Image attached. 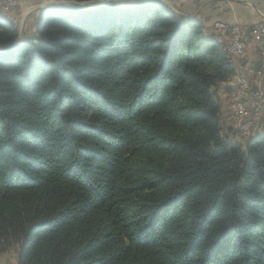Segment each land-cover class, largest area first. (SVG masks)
Returning <instances> with one entry per match:
<instances>
[{
	"label": "trees",
	"instance_id": "trees-1",
	"mask_svg": "<svg viewBox=\"0 0 264 264\" xmlns=\"http://www.w3.org/2000/svg\"><path fill=\"white\" fill-rule=\"evenodd\" d=\"M222 46L148 1L50 8L0 50V257L264 264V127L222 133Z\"/></svg>",
	"mask_w": 264,
	"mask_h": 264
},
{
	"label": "rangeland",
	"instance_id": "rangeland-1",
	"mask_svg": "<svg viewBox=\"0 0 264 264\" xmlns=\"http://www.w3.org/2000/svg\"><path fill=\"white\" fill-rule=\"evenodd\" d=\"M180 1H183V0H175L174 2H172L174 9L179 11V12H180V9L178 7V4L180 3ZM185 1H187V0H185ZM43 2H44V0H20L19 4L10 13H7L4 9H3V11L6 12L7 16L13 21L14 25L18 28V31H19L20 26L22 25L26 10H28L31 13L35 9V8L33 9L32 6H38L40 4H47V3H54V2L57 3L58 1L49 0L47 2H44V3ZM61 2H63V1H61ZM64 2H66V1H64ZM130 2H131V0H125L124 2L121 3L120 6H127L130 4ZM246 4L248 5L250 10L254 11L257 15L260 16L261 19L259 22L264 20L263 19L264 8L261 7V5H259V4L257 5V3L252 2V1H246ZM36 19H37V15L32 17L31 20L28 22V26H27L26 32H25V39L30 38L34 35ZM241 29L244 31L243 28H241ZM213 30H214V26H213ZM251 31H252V29L248 30L245 34V38L247 40L246 52L242 55V57L240 56V57L231 59V62L234 64L236 71H237V74H236L237 76L235 79V85H236L235 91L232 93V95H230V98H228V97L222 98L218 93L220 90V88H218L217 95H216V97L218 98V101L220 103V112H221V117H222V133L223 134H225V133L229 134L230 137H232L233 139H235L237 141L252 139L254 136L262 133L263 127H264V105H263V109L260 113V117H259V120L257 123V128H256V125H253L252 134H254V136H252V134H251L252 138L251 137H244L242 135V133H240V128H238L239 123H236V121L234 119H232L233 101H235V97H236L235 95L239 91V85L236 84V82L240 81V79L242 78V73L251 74L253 72L252 79H251L252 84L250 86V93L255 91V87L258 84L264 83V76H258V74H257L258 69L261 68L262 62H261V57L259 55L256 44L253 40V36L251 34ZM217 34H218L217 41L220 43H224L225 47L222 46V48L227 53L226 47H228L229 44H227L225 42V39L222 38L221 33H217ZM252 52L254 54V59L256 61H260L259 67L246 66V65L241 64L243 60H245L246 58L249 57V54L251 55V57H253V55L251 54ZM228 57H229V54H228ZM224 91L225 90H223L222 92H224ZM222 92H221V94H223ZM251 115H252V117L254 116L253 114H251ZM17 251H18V248L16 247V248H13L11 251H8V252L2 254L0 257V264H17Z\"/></svg>",
	"mask_w": 264,
	"mask_h": 264
},
{
	"label": "built area",
	"instance_id": "built-area-1",
	"mask_svg": "<svg viewBox=\"0 0 264 264\" xmlns=\"http://www.w3.org/2000/svg\"><path fill=\"white\" fill-rule=\"evenodd\" d=\"M46 0H44L45 2ZM69 1V0H57ZM20 0H0V9H4L10 13L18 4ZM251 34L261 57V68L258 69V76H264V20L256 23L252 28ZM214 31L221 33L225 42L232 45L233 52L237 57H242L247 49V40L244 32L240 26L230 25L223 22H216L214 24ZM226 37V38H225ZM252 74L242 73V78L236 84L239 85L238 97L233 101L232 119H236L239 123L240 133L244 137L252 134L253 125H256L260 117V113L264 105V83L258 84L255 91L250 93ZM253 114L254 116L252 117Z\"/></svg>",
	"mask_w": 264,
	"mask_h": 264
},
{
	"label": "crops",
	"instance_id": "crops-1",
	"mask_svg": "<svg viewBox=\"0 0 264 264\" xmlns=\"http://www.w3.org/2000/svg\"><path fill=\"white\" fill-rule=\"evenodd\" d=\"M246 1L255 2L264 8V0H183L180 1L178 7L182 14L180 17L199 19L204 24L205 36L217 41L218 34L213 30L216 22H223L232 26L239 25L247 32L254 24L260 21V16L249 9ZM171 2H174V0H171ZM251 54L253 57L249 54V57L243 60L241 64L259 67L260 61L254 59L253 52ZM236 76L231 77L220 85L218 93L222 98H230V95L235 91ZM223 90L225 91L222 92Z\"/></svg>",
	"mask_w": 264,
	"mask_h": 264
},
{
	"label": "water",
	"instance_id": "water-1",
	"mask_svg": "<svg viewBox=\"0 0 264 264\" xmlns=\"http://www.w3.org/2000/svg\"><path fill=\"white\" fill-rule=\"evenodd\" d=\"M148 1L161 2V3L165 4L166 6H168L170 8V10L172 12H174L176 15L182 16V14L179 11L174 9L171 0H140L134 4H130L128 6L142 4V3L148 2ZM58 2H61V1H58ZM106 6L126 7V6H120L118 4H114L108 0H90V1H84V2H80V1H76V0H69V1H66L65 3H54V4H50V5L43 7V8L35 9L29 14V16L28 15L24 16L22 25L20 26V29L18 31V38L16 39V41H14L10 45L0 47V50L17 46V45L21 44L23 41H25V32H26V28L28 26V22L31 20L32 17H34L36 15L38 16L39 14H41L43 11H45L47 9L60 8V7H71V8H75V9L82 10V11H93V10H97V9H100V8H103Z\"/></svg>",
	"mask_w": 264,
	"mask_h": 264
},
{
	"label": "bare ground",
	"instance_id": "bare-ground-1",
	"mask_svg": "<svg viewBox=\"0 0 264 264\" xmlns=\"http://www.w3.org/2000/svg\"><path fill=\"white\" fill-rule=\"evenodd\" d=\"M47 1H49V0H46L45 2H47ZM54 1H57V0H54ZM108 1H111L112 3H114V4H118V5H121V3L122 2H124L125 0H108ZM138 1H140V0H131V2H130V4H134V3H136V2H138ZM44 3V2H43ZM54 3H56V2H54ZM54 3H47V4H40V5H38V6H32V8L34 9H39V8H43V7H46V6H48V5H50V4H54ZM57 3H65L64 1L63 2H57ZM129 4V5H130ZM128 6V5H127ZM34 9V10H35ZM0 10H3V9H0ZM27 11V12H26ZM25 11V16L26 15H28L29 16V14H30V12L28 11V10H26ZM226 50H227V53L229 54V58L230 59H232V58H236V53L235 52H233V47H232V45H228V47H226ZM238 94H239V91L236 93V97L235 98H237L238 97ZM235 121H236V119H234ZM242 135H243V133H242ZM244 136V135H243ZM252 136H254V134H252ZM251 135H248V137H252Z\"/></svg>",
	"mask_w": 264,
	"mask_h": 264
}]
</instances>
